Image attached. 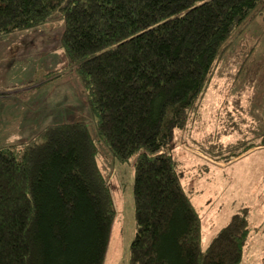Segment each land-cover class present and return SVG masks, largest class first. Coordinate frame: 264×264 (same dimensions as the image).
I'll list each match as a JSON object with an SVG mask.
<instances>
[{
    "label": "trees",
    "instance_id": "obj_1",
    "mask_svg": "<svg viewBox=\"0 0 264 264\" xmlns=\"http://www.w3.org/2000/svg\"><path fill=\"white\" fill-rule=\"evenodd\" d=\"M262 7L264 0H0V35L38 30L61 12V44L97 123L96 134L83 121L49 124L0 147V264H104L116 209L98 141L121 162L135 159L129 264H240L252 231L248 207L203 249L201 216L168 150L174 132L201 116L229 39ZM51 67L33 71L71 70ZM210 135L208 150L222 160L264 147V132L230 142L222 130Z\"/></svg>",
    "mask_w": 264,
    "mask_h": 264
},
{
    "label": "rangeland",
    "instance_id": "obj_2",
    "mask_svg": "<svg viewBox=\"0 0 264 264\" xmlns=\"http://www.w3.org/2000/svg\"><path fill=\"white\" fill-rule=\"evenodd\" d=\"M36 28L1 35L2 43L21 50L15 58L1 52L0 86L34 79L18 88L21 94L0 103V147L28 140L47 125L63 121H83L93 134L97 132L84 84L61 44L65 30L61 12L55 11L52 20ZM229 41L205 92L201 116L174 132L168 151L178 161L181 183L192 194L201 216L203 249L231 215L246 206L252 231L240 264H264V147H253L239 157L222 160L211 156L207 139L219 130L224 133L223 142L264 132V7ZM50 45L53 52L49 53ZM48 62L50 68L55 64L56 69L71 70L66 74H37ZM32 65L39 71L35 73ZM98 145V163L108 179L116 209L104 264H129L136 234L135 159L121 162L107 144L98 141Z\"/></svg>",
    "mask_w": 264,
    "mask_h": 264
},
{
    "label": "crops",
    "instance_id": "obj_3",
    "mask_svg": "<svg viewBox=\"0 0 264 264\" xmlns=\"http://www.w3.org/2000/svg\"><path fill=\"white\" fill-rule=\"evenodd\" d=\"M18 32V31H17ZM17 32H14V33H17ZM11 34H13V33H11ZM8 35V34H7ZM1 40H2V37H1V35H0V55L2 54L1 52H3V51H5L6 53H7V56L8 57H11L12 56V58L14 57H18L17 56V54H20V48L18 49V47L17 46H15V45H6V44H4V43H2L1 42ZM35 66V65H34ZM32 70H33V65H32ZM19 84H24L23 82H18V83H15V84H7L8 86H6V87H1L0 86V90H5V89H10L11 87H13V86H15V85H19ZM10 85V86H9ZM10 87V88H9ZM16 92H17V90H16ZM18 94H21V91L19 90L18 92H17ZM17 94V95H18ZM5 98L6 97H0V99H1V101H0V103H3L4 102V100H5ZM40 106V105H39ZM0 125H2L1 124V120H0ZM42 127V126H41ZM19 137H21L20 136V133H19V135H18ZM20 142H22V141H20ZM19 143V142H18Z\"/></svg>",
    "mask_w": 264,
    "mask_h": 264
}]
</instances>
